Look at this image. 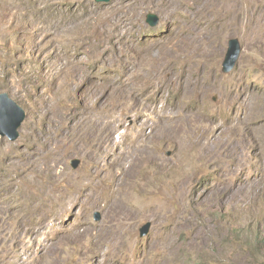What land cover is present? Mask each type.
Instances as JSON below:
<instances>
[{
  "label": "rangeland",
  "instance_id": "rangeland-1",
  "mask_svg": "<svg viewBox=\"0 0 264 264\" xmlns=\"http://www.w3.org/2000/svg\"><path fill=\"white\" fill-rule=\"evenodd\" d=\"M2 92L0 264H264V0H0Z\"/></svg>",
  "mask_w": 264,
  "mask_h": 264
},
{
  "label": "water",
  "instance_id": "water-1",
  "mask_svg": "<svg viewBox=\"0 0 264 264\" xmlns=\"http://www.w3.org/2000/svg\"><path fill=\"white\" fill-rule=\"evenodd\" d=\"M97 2H108L109 0H96ZM146 23L149 26H155L158 19L154 14L146 16ZM240 47L237 39L228 41V48L222 61L221 72L229 73L237 62ZM25 119L24 110L6 93H0V137L7 138L10 142H15L19 138V129ZM78 160L72 161V167L77 168ZM100 219L98 214L94 215V220ZM150 227V223H146L139 230V236L143 237Z\"/></svg>",
  "mask_w": 264,
  "mask_h": 264
},
{
  "label": "trees",
  "instance_id": "trees-1",
  "mask_svg": "<svg viewBox=\"0 0 264 264\" xmlns=\"http://www.w3.org/2000/svg\"><path fill=\"white\" fill-rule=\"evenodd\" d=\"M252 236H254V239H253V241L254 242H256L257 240H258V235H259V229H250V231H248ZM236 240H238V244H237V247H236V252L238 253V254H240V253H243V252H256V253H258V254H261V251L263 250L264 251V241L262 242V244H258V243H253L252 244V242L251 241H249V240H245V241H243L242 239H241V236H240V231H238V232H236V233H234L233 235H232ZM234 238H232L231 237V240L232 241H235L234 240ZM229 244L230 242L229 241H227V242H224V243H222L221 245V248H222V252L226 249V247H225V245L226 244ZM259 246V247H258ZM251 247H253L254 248V250L252 251V248ZM197 264H212V262H202L201 260H199L198 262H197Z\"/></svg>",
  "mask_w": 264,
  "mask_h": 264
},
{
  "label": "bare ground",
  "instance_id": "bare-ground-1",
  "mask_svg": "<svg viewBox=\"0 0 264 264\" xmlns=\"http://www.w3.org/2000/svg\"><path fill=\"white\" fill-rule=\"evenodd\" d=\"M114 161L116 162L115 164L120 167L121 174H120V177H119V181H121L124 178V175H125L124 173L127 172V171H129L132 168V165L129 162L126 165H123V164H121L119 162V159L118 158L116 160L114 159ZM130 162H133V161L131 160Z\"/></svg>",
  "mask_w": 264,
  "mask_h": 264
}]
</instances>
